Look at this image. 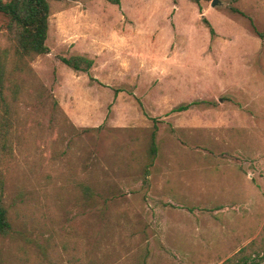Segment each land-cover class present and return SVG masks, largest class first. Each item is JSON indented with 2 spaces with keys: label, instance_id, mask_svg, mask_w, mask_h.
<instances>
[{
  "label": "rangeland",
  "instance_id": "374dc122",
  "mask_svg": "<svg viewBox=\"0 0 264 264\" xmlns=\"http://www.w3.org/2000/svg\"><path fill=\"white\" fill-rule=\"evenodd\" d=\"M212 1L51 0L32 57L0 13V264H264V0Z\"/></svg>",
  "mask_w": 264,
  "mask_h": 264
},
{
  "label": "trees",
  "instance_id": "16d2710c",
  "mask_svg": "<svg viewBox=\"0 0 264 264\" xmlns=\"http://www.w3.org/2000/svg\"><path fill=\"white\" fill-rule=\"evenodd\" d=\"M107 1L115 4L121 3V0ZM50 9L51 0H0V13L5 14L9 19L7 30L13 36L19 54L32 57L50 51L47 45ZM211 32L214 33L213 28H211ZM62 60L71 68L81 71H88L94 64L92 58L83 55L63 57ZM0 69H2L1 65ZM2 80L3 73L0 70V95L2 93ZM190 105H180L176 110L188 109ZM151 151L153 155L157 151L155 132L152 137ZM86 189H89V187ZM11 230L12 223L9 211L4 203L3 182L0 180V236L9 234Z\"/></svg>",
  "mask_w": 264,
  "mask_h": 264
},
{
  "label": "water",
  "instance_id": "95a60500",
  "mask_svg": "<svg viewBox=\"0 0 264 264\" xmlns=\"http://www.w3.org/2000/svg\"><path fill=\"white\" fill-rule=\"evenodd\" d=\"M218 1H219V0H213V1H212V4H213V5H216V4L218 3Z\"/></svg>",
  "mask_w": 264,
  "mask_h": 264
},
{
  "label": "crops",
  "instance_id": "0c3cea01",
  "mask_svg": "<svg viewBox=\"0 0 264 264\" xmlns=\"http://www.w3.org/2000/svg\"><path fill=\"white\" fill-rule=\"evenodd\" d=\"M222 262H223V261H222ZM222 262H221V263H222Z\"/></svg>",
  "mask_w": 264,
  "mask_h": 264
}]
</instances>
